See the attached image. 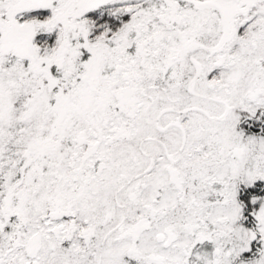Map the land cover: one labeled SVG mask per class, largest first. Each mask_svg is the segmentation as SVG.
I'll return each mask as SVG.
<instances>
[{"label": "snow or ice", "instance_id": "obj_1", "mask_svg": "<svg viewBox=\"0 0 264 264\" xmlns=\"http://www.w3.org/2000/svg\"><path fill=\"white\" fill-rule=\"evenodd\" d=\"M0 264H264V0H0Z\"/></svg>", "mask_w": 264, "mask_h": 264}]
</instances>
